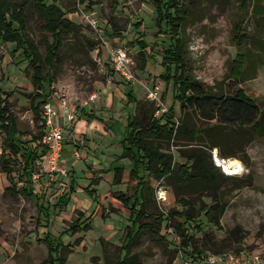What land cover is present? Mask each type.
Returning <instances> with one entry per match:
<instances>
[{
  "label": "rangeland",
  "instance_id": "obj_1",
  "mask_svg": "<svg viewBox=\"0 0 264 264\" xmlns=\"http://www.w3.org/2000/svg\"><path fill=\"white\" fill-rule=\"evenodd\" d=\"M43 1L47 5L53 3ZM247 1L245 8L239 0H180L179 5L191 9V14L179 38L186 48L187 70L198 82L214 92L244 89L264 115V0ZM57 4L77 29L74 36L64 38L54 79L50 81L51 94L66 96L78 113L83 109L104 119L110 136L106 147L114 146L110 150L114 156H107L102 163L96 145L95 150L88 152L84 144L76 142L79 146H71L66 141L62 165L67 177L52 178L35 163L32 175L40 174L35 181L25 172L24 152L14 155L5 150L8 135L1 129L0 264H59L58 258L64 253L65 264H113L128 253L137 255L142 264H196L217 249L264 259V122L257 131L248 126L207 121L202 113L191 109L182 111L177 100L179 92L161 78L166 73L165 51L173 47L175 39L166 21H159L154 0H98L92 7L79 4V0H59ZM25 14L26 36L46 56V42H53L52 35L46 32L44 21L31 4L25 7ZM113 47L128 51L135 76L132 83L112 70L108 50ZM246 50L252 66L248 75L252 79L238 81L232 77L233 63L242 55L244 64ZM32 76L22 51H16L14 44L0 43V95L16 119V141L23 150L41 133L43 123L35 114L33 102L50 83L42 91L36 90ZM156 88L159 102L149 98ZM93 95L96 99L91 101ZM140 107L144 108L139 111ZM40 110L43 115V105ZM171 110L178 131L176 144L167 142L163 134L154 143L173 153L177 164L191 165L182 155L207 151L216 143L220 153H236L235 158L247 170L242 178L245 184L230 180L221 185L222 204L227 205L219 227L208 220L205 211L193 221H186L179 214L167 218L172 211L184 210L180 200H190L196 209L203 204L205 210L213 206L214 200L203 196L210 189L203 183L183 187L173 177L150 179L146 194L150 198L146 206L148 217L138 221L136 216L143 209V200L124 205L117 199L121 193L133 195L137 185L125 176L122 184H114L115 164L133 168L130 160L121 158L131 119L137 116L141 120L142 111H152L157 120L163 115L165 120ZM80 128L77 126L76 131ZM76 140L80 141L78 135ZM90 157L93 160L88 163ZM2 159L9 161L6 166L12 181L7 178ZM95 159L100 161L97 166L91 164ZM139 170L142 175L143 168ZM94 178L100 179L99 185H90ZM162 190L166 191L165 200L158 201ZM140 222L148 230L129 250L122 249L129 243V229L136 232ZM234 229H239V235L230 239ZM206 238L212 242L208 250L201 252ZM50 247L59 250L50 254Z\"/></svg>",
  "mask_w": 264,
  "mask_h": 264
},
{
  "label": "trees",
  "instance_id": "obj_2",
  "mask_svg": "<svg viewBox=\"0 0 264 264\" xmlns=\"http://www.w3.org/2000/svg\"><path fill=\"white\" fill-rule=\"evenodd\" d=\"M58 1L59 0H53L51 5H47L43 0H26L23 3L19 0H0V43L14 44L16 51H22L25 59L29 61V68L33 71L32 82L36 90L40 89L42 91L46 83L54 79V70L59 54L64 47V38L65 36H74L77 29V25L65 17L63 9L57 4ZM97 1L98 0H79V4H87L92 7L97 4ZM154 1L157 5L160 17L159 21H166L167 26L171 30L173 39H175L173 47L165 51L163 64L166 66V73L162 75L161 78L167 84H173L179 92L177 100L181 103L182 111L187 113L186 110L191 109L202 113L207 121L216 120L224 126H235L240 128L248 126L260 131L263 127L264 115L260 111L256 101L248 96L244 89H237L234 92H214L213 90L205 88L188 72L186 48L179 36L181 35L184 22L191 14V9L189 10L183 5H179L180 0ZM239 1L242 6L246 8L248 1ZM29 4L33 6L36 15L44 21V29L48 34L52 35L53 38L52 43L46 42V56L40 54L38 45L29 40L25 33L27 29L25 7ZM244 43L246 44V42ZM145 47L146 46H143V48ZM250 61L248 50H246L244 64L243 56H237L231 71L232 77L235 80L241 81L248 77L252 79L251 75H248L250 70H252ZM50 86L51 82L48 88L43 91V94L33 102L35 114L39 120H42L43 126L41 133L36 139H33L32 143H30L25 150L20 148L16 141V136L18 135L16 119L13 117L8 106L3 104L0 95V130L3 129L8 135L4 148L5 150H10L14 155L21 154L22 151L24 152L22 155L25 159L24 169L29 179H31L36 160L47 151V146L42 142L46 132V125L40 107L41 105L44 106L51 96L50 88L52 86ZM143 108L144 107H140L139 111ZM140 114L142 115L141 120L139 117L137 118V116L131 119L132 121L129 124V129L122 142L124 149L121 156L122 159H128L133 164V168L130 171V180L137 182L136 189L133 195L127 196L121 193L117 195V199L124 205L131 204L133 200V204H135V201H138L139 198L143 200V209H141L136 216V220L138 221L148 217L146 206L150 198H146V196L148 195L147 191L149 190L150 179L153 178L159 181L165 177H173L177 178V183L181 184L183 187L188 184L203 183L210 188L203 193V196L212 198L214 200L213 206L205 210L206 205L202 203L203 206L196 209L195 205H193L190 200H180L178 202L183 205L184 210L182 212L172 211L167 214V218L170 220L174 217V214H179V216L186 221H193L199 218L200 212L205 211L208 220L219 227L220 220L227 205L222 204L223 196L220 193L222 183L230 180H240V182L245 184V179L242 178L246 174L241 177H228L221 174L218 169L215 168L211 162L209 150L220 147L216 143H214L212 148H208L207 151L196 150L189 156L185 154L182 155L191 165L189 163L184 165L177 164L172 153L163 151L164 149L161 145L154 143L157 139L161 138L163 134V138L167 142L176 144L178 131L174 123V111L171 110L170 115H168L165 120V115L157 120L152 111H142ZM98 119L101 123L104 122V119ZM221 152L220 154L223 157H236V153L232 151L228 153ZM1 163L3 168H6L5 172L7 173V178L12 181L11 172L8 171V166H6L9 161L2 159ZM141 167L143 168L142 175L139 170ZM114 173V184H122L124 169L116 168ZM98 182L99 180H93L90 185H97ZM150 217H153V215H150ZM159 218L162 219L163 217ZM143 225L145 224L140 222L136 232L129 229V243L122 249L129 250L135 240L140 237L143 232L148 230L147 228L144 229ZM176 229L179 232L181 230V224H178ZM239 232V229L232 230L229 238L232 239L238 236ZM150 233L155 234L156 231ZM211 242L206 238L201 252L204 249L208 250ZM192 243L193 242H191V246L194 247ZM183 244L185 246L186 242H183ZM62 247L66 249L64 246ZM58 248L59 247L53 249L50 247V254L59 250ZM196 250L197 247L194 248V251ZM215 252L216 253L210 252V254H220L222 250L217 249ZM58 259L59 264H65V253ZM113 264L142 263L137 255H129L128 253L124 258H119Z\"/></svg>",
  "mask_w": 264,
  "mask_h": 264
},
{
  "label": "built area",
  "instance_id": "obj_3",
  "mask_svg": "<svg viewBox=\"0 0 264 264\" xmlns=\"http://www.w3.org/2000/svg\"><path fill=\"white\" fill-rule=\"evenodd\" d=\"M112 70L114 73L120 75L127 82L132 83L135 76L132 73L131 58L128 51L123 47L111 48L108 50ZM149 98L154 102H159V89L153 90L149 93ZM57 99V101H55ZM96 96L93 95L91 101H94ZM44 120L46 125V132L43 136L42 142L47 146V151L44 155L36 160L37 165L42 166L52 178L55 175L58 177H67V170L62 165L63 144L69 139L76 136L73 134L74 125L79 119V113L69 99L64 95H58L57 92L52 93L48 102L44 105ZM68 139V140H67ZM212 164L218 171L228 177H241L247 172L245 166L240 160L236 158L223 157L219 149L213 148L209 150ZM79 158V155H78ZM34 180H38L40 174L33 173ZM166 191L158 193V201L165 200ZM185 264H195L187 262ZM196 264H264V259L259 255H252L251 257H242L233 252L209 254Z\"/></svg>",
  "mask_w": 264,
  "mask_h": 264
},
{
  "label": "crops",
  "instance_id": "obj_4",
  "mask_svg": "<svg viewBox=\"0 0 264 264\" xmlns=\"http://www.w3.org/2000/svg\"><path fill=\"white\" fill-rule=\"evenodd\" d=\"M80 117H82V118H80ZM78 118L79 119L77 120V122L74 125V129H73L74 133L73 134L75 136L78 135L80 137V141H77L76 139H75L76 140L75 141L74 138H73V140L72 139L68 140L69 142H67V143L72 144L71 146H73V144L74 145L76 144V146H79L76 142L81 143L82 145L84 144V146L86 148H88V152L95 150V145H96L97 149L99 150L98 152L100 153V157L103 158L102 163H105V160H106L107 156L108 157H110L111 155L114 156V154H112L110 152L111 148H113L114 146L110 145L109 147H106V143L110 139V136L105 131V128H107V127L104 125V123H101L99 121L98 117H95L91 113L87 114L83 109H81ZM77 126L81 127L80 128L81 130L79 129V131H76ZM75 156H76V158H78L77 157L78 153H76ZM115 156H117V155H115ZM78 159H80V156H79ZM87 160H88V163H90V160H93V159H91V157H90ZM125 160H127V159H125ZM91 164H94V165L96 164V166H97V164H100V161L95 159L94 162L91 163ZM128 164L130 166V163H128ZM121 167H118V164H115V168L114 169L121 168ZM97 168H99V167H97ZM123 169H124L123 176H125V178L129 177V180H130V171H131V169H129V168L128 169L123 168ZM99 176H101V175H99ZM93 180H99V182H100L99 178H94ZM99 182H98L97 185H99ZM122 183H123V180H122Z\"/></svg>",
  "mask_w": 264,
  "mask_h": 264
}]
</instances>
